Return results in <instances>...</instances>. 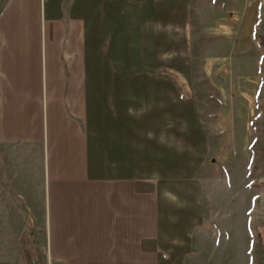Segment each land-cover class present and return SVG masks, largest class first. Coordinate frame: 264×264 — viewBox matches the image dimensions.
<instances>
[{
	"label": "rangeland",
	"instance_id": "374dc122",
	"mask_svg": "<svg viewBox=\"0 0 264 264\" xmlns=\"http://www.w3.org/2000/svg\"><path fill=\"white\" fill-rule=\"evenodd\" d=\"M85 5L89 152L176 189L168 240L214 241L190 264H264V0Z\"/></svg>",
	"mask_w": 264,
	"mask_h": 264
},
{
	"label": "crops",
	"instance_id": "0c3cea01",
	"mask_svg": "<svg viewBox=\"0 0 264 264\" xmlns=\"http://www.w3.org/2000/svg\"><path fill=\"white\" fill-rule=\"evenodd\" d=\"M85 1L0 0V264H190L202 251L210 256L214 241L202 225L184 248L168 240L176 189L159 195L127 170L126 157L115 154L108 171L102 149L89 152ZM93 98L100 116L101 98Z\"/></svg>",
	"mask_w": 264,
	"mask_h": 264
}]
</instances>
